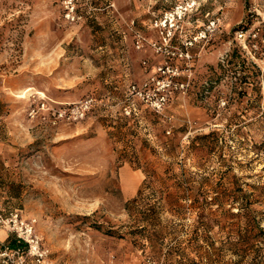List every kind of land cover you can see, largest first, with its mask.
I'll use <instances>...</instances> for the list:
<instances>
[{"label": "rangeland", "instance_id": "1", "mask_svg": "<svg viewBox=\"0 0 264 264\" xmlns=\"http://www.w3.org/2000/svg\"><path fill=\"white\" fill-rule=\"evenodd\" d=\"M263 1L0 0V139L15 129L0 204L35 220L46 264H232L223 243L237 206L218 197L238 189L264 230V55L236 36ZM233 51L254 66L244 84L241 70L222 71ZM164 171L190 184L168 186L162 209L143 215L157 237L106 234L136 229L128 202ZM150 189L144 203L165 188ZM173 195L199 197L214 249L200 239L193 250L197 214ZM249 255L264 261V249Z\"/></svg>", "mask_w": 264, "mask_h": 264}, {"label": "trees", "instance_id": "2", "mask_svg": "<svg viewBox=\"0 0 264 264\" xmlns=\"http://www.w3.org/2000/svg\"><path fill=\"white\" fill-rule=\"evenodd\" d=\"M226 65H230L228 69L222 70L223 72H234V74H238L236 71L241 70L243 75L238 79L240 83H246V76H249L250 71L254 70L253 65H247L243 60L240 59V57L237 56L236 52L233 51L228 61H226ZM222 65H218V69H222ZM246 73V75H244ZM251 75V74H250ZM215 133H211L209 135H203L202 137H199L200 145L204 146V143L202 141L214 137ZM151 184L158 185L161 188H165L164 191H162V195L159 197V200L156 202H153L152 204L146 202L144 203V199L141 198L143 195V192H145V189H150V185L142 187L136 195L130 202H128L127 206H133V208L136 210V213L139 216V219L135 222L137 224L136 229L126 232L124 235L120 234L117 230H107L105 231L106 234L112 237L116 238H124L125 236H128L129 238H135L138 239L145 237L148 240H154L157 237V232L155 231H149L143 227L142 225H138L140 223L144 224L146 221L145 218H142L143 215L147 216V218L152 217L156 214V209L160 210L162 209V202H164V193L168 190V186L174 187V188H181L182 186H186L188 183L190 184V179L187 178V175L185 174H179V176L172 173V171H164L162 174H152L150 176ZM169 183L171 185H169ZM151 190V189H150ZM161 190V189H160ZM188 190V189H187ZM190 190V189H189ZM192 190V189H191ZM190 190V192H192ZM167 196V195H166ZM175 196V197H174ZM191 196V195H190ZM189 196V197H190ZM185 198L183 199L180 195H173L170 196L169 199H175L174 202H180L181 200L188 199L191 200V207L190 209L194 210L197 214V222L195 226L193 227V236L194 241L191 243L193 250H198L200 248V245H198V242L200 239L202 241H205V243L208 242V245L210 246V249H214V243L210 242L209 237V225L203 222L204 219V212L205 207L204 205L199 201V197L197 195L193 196L191 198ZM166 198V197H165ZM218 201L220 205H236L237 212L231 213V218L235 219V223L237 224V230L235 232H227L225 235V242L223 243V246H225L226 250L233 251L235 256L238 257L237 262H232V264H264V261H261L262 258L256 259L251 258L249 254H251V251H259L264 249V230L259 226V223L257 221L255 210L252 208V202L242 189H238L237 193H229L226 195V193H223L221 196L218 197ZM211 205V204H209ZM147 206V207H146ZM146 207V208H145ZM145 208L146 210H144ZM142 218V219H141ZM100 228V227H98ZM144 232L147 235H143ZM12 241V240H8ZM256 243L263 244L262 249L260 247H256ZM257 249V250H256ZM250 251V252H249Z\"/></svg>", "mask_w": 264, "mask_h": 264}, {"label": "built area", "instance_id": "3", "mask_svg": "<svg viewBox=\"0 0 264 264\" xmlns=\"http://www.w3.org/2000/svg\"><path fill=\"white\" fill-rule=\"evenodd\" d=\"M180 9H176L181 14ZM176 18L180 19L177 13L169 14L164 19L163 28L168 26L173 28V22ZM168 18V19H167ZM215 23H210L208 30L214 28ZM238 39H242L243 48H247L245 43L257 55H264V1L263 12L260 15L259 22L247 30H240L236 33ZM206 34L203 33V37ZM93 100H87L82 103L78 110L82 113L88 111ZM61 116V114H59ZM3 127V118L0 116V134ZM0 231L7 235V239L0 240V264H46L48 258V249L42 243L41 238L36 232L35 220L24 217L22 212L15 208L3 209L0 204ZM12 240L9 241L8 240Z\"/></svg>", "mask_w": 264, "mask_h": 264}, {"label": "crops", "instance_id": "4", "mask_svg": "<svg viewBox=\"0 0 264 264\" xmlns=\"http://www.w3.org/2000/svg\"><path fill=\"white\" fill-rule=\"evenodd\" d=\"M15 132V129L12 128V126H10V124H7L5 126V139H0V161L4 160L5 159V152H6V143L7 142H12V140H14L13 138V134ZM5 239H7V235L3 232V231H0V240L1 241H4Z\"/></svg>", "mask_w": 264, "mask_h": 264}]
</instances>
